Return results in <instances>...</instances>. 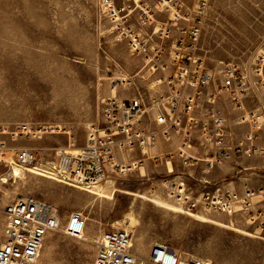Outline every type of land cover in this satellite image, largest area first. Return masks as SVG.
<instances>
[{"label":"rangeland","instance_id":"obj_1","mask_svg":"<svg viewBox=\"0 0 264 264\" xmlns=\"http://www.w3.org/2000/svg\"><path fill=\"white\" fill-rule=\"evenodd\" d=\"M101 1L0 0V130L19 124L31 128L15 142L0 135L8 149L76 154L89 129L101 127L103 101L139 95L147 102L162 93L157 76L130 55L127 39L120 36L122 25L117 27ZM199 48L208 68L234 63L247 68L251 82L250 65L264 48V0H210ZM234 164L215 175L222 180L241 176L248 186L258 185L259 177L251 173L262 168L239 172ZM175 165L167 174L163 163L147 161L144 168L111 175L95 190L27 168L12 174L11 163L1 161L0 194L5 200L29 195L62 217L77 212L85 218L80 239L60 232L46 237L36 264H91L98 236L112 229L130 231L139 260L160 241L182 258L207 264H264V213L253 205L262 194L251 188L250 209L232 215L193 209L189 204L198 193L184 203L174 189L183 188L185 196L200 191L196 182L206 167H182L178 160Z\"/></svg>","mask_w":264,"mask_h":264},{"label":"built area","instance_id":"obj_2","mask_svg":"<svg viewBox=\"0 0 264 264\" xmlns=\"http://www.w3.org/2000/svg\"><path fill=\"white\" fill-rule=\"evenodd\" d=\"M209 2L102 0L117 27L122 25L120 36L127 39L130 55L139 57L143 67L157 76L162 93L147 102L139 95L103 101L101 127L89 129L77 154L8 149L0 142V162L19 169L36 168L62 184L90 189L147 161L167 165L178 160L182 167L201 161L209 167L239 159L264 161L260 136L264 131V48L250 65L251 82L247 68L234 63L219 62L216 69L208 68L199 53V40ZM130 22L132 26L124 28ZM30 133L26 124L0 130L11 142ZM174 139L175 151L149 153L159 140L170 143ZM7 151L11 155L4 160L2 154ZM132 152L140 158L124 162ZM174 191L184 196V203L193 196L191 192L185 196L183 188ZM252 197L250 189L241 193L215 189L197 195L189 207L232 215L249 210ZM84 231L81 213L62 217L54 207L32 196L5 200L0 194V264H35L46 237L60 232L80 239ZM91 264L206 263L197 257L182 258L160 241L152 242L145 259L139 260L133 253L131 233L112 229L98 236Z\"/></svg>","mask_w":264,"mask_h":264},{"label":"crops","instance_id":"obj_3","mask_svg":"<svg viewBox=\"0 0 264 264\" xmlns=\"http://www.w3.org/2000/svg\"><path fill=\"white\" fill-rule=\"evenodd\" d=\"M247 128V127H244ZM261 142L264 144V131L261 132ZM177 147V142L176 140H172L170 143H164L163 141H158L156 147L152 150L149 151L150 154H158V155H163L168 152L175 151ZM140 158L139 154L137 152H132L130 155H128V158L125 159L124 162H131V161H136ZM239 162L236 161V163H232L233 161H229L227 163H224L223 165L220 166H212L209 167L206 163V161H201L197 163L199 166L206 167L205 171L203 173L201 172V176L198 177L196 185L200 189L198 192L191 191V194H197L200 195L201 193L205 191H213L215 189H222V190H228V191H235L237 193H241L245 189H251L253 188L255 191L260 192V199H258L253 205L255 207V211H260L264 213V161L259 159V158H252V159H239ZM175 162L170 161L167 163V165H164L166 168V172H172L174 171V168H176ZM232 164L236 168L240 166L239 172L244 170L245 168H254L256 165L260 168H262L261 172H252L251 174H255V176L259 177V183L256 187H250L248 186L247 179L242 178L241 176L237 177L236 179H227V180H222L220 177L216 176V171L223 170L225 168H232ZM231 165V166H227ZM249 165V166H245ZM145 166V165H144ZM144 166L140 167L137 166L138 169L144 168ZM168 166L170 169L168 170ZM242 169V170H241ZM172 170V171H170Z\"/></svg>","mask_w":264,"mask_h":264},{"label":"bare ground","instance_id":"obj_4","mask_svg":"<svg viewBox=\"0 0 264 264\" xmlns=\"http://www.w3.org/2000/svg\"><path fill=\"white\" fill-rule=\"evenodd\" d=\"M72 153H76V151L75 150H72L71 151ZM77 154V153H76ZM4 160L6 159V158H3ZM27 169H29V170H33V171H37V172H40V173H42L40 170H38V169H36V168H27ZM23 169L21 168V169H19V168H16L15 166H13V167H11V173L12 174H14V172L16 173H20L21 171H22ZM43 174V173H42ZM90 189H95V190H97V189H102V187L100 186V185H96V186H94V187H92V188H90ZM180 201V200H179ZM127 218V220L130 222V223H133L134 222V218L132 217V215L131 214H127V216H126ZM124 230H126V231H128V232H130L128 229H124ZM37 262V261H36ZM36 264V263H35ZM207 264V263H206Z\"/></svg>","mask_w":264,"mask_h":264}]
</instances>
